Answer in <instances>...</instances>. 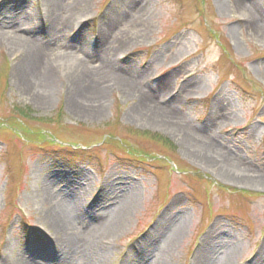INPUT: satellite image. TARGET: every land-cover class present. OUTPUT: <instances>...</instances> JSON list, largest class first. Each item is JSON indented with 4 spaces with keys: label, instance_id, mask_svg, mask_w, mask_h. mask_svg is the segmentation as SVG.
I'll list each match as a JSON object with an SVG mask.
<instances>
[{
    "label": "rangeland",
    "instance_id": "rangeland-1",
    "mask_svg": "<svg viewBox=\"0 0 264 264\" xmlns=\"http://www.w3.org/2000/svg\"><path fill=\"white\" fill-rule=\"evenodd\" d=\"M52 1L0 0L25 6L44 50L27 68L21 48L0 45V264H18L25 249L57 264L50 193L74 190L94 212L108 185L123 183L137 204L106 240L105 264H133L166 235L169 215L183 232L166 264H194L213 230L234 247L230 264H263L264 0ZM59 58L98 74L79 84ZM99 85L98 107L81 106ZM141 101L170 122L137 114ZM186 128L230 158L209 152L210 162ZM223 252L211 250L215 261Z\"/></svg>",
    "mask_w": 264,
    "mask_h": 264
},
{
    "label": "bare ground",
    "instance_id": "bare-ground-1",
    "mask_svg": "<svg viewBox=\"0 0 264 264\" xmlns=\"http://www.w3.org/2000/svg\"><path fill=\"white\" fill-rule=\"evenodd\" d=\"M4 2H0V45L3 43L8 44L10 48L14 50L21 48L26 56L25 58L28 59L26 67L32 68L30 66L31 59L35 57V55H43L44 50L39 48V46L33 42V39L31 38V29L29 27L30 25L29 23L24 22L28 15L27 12L23 11L25 6L21 3V7L13 12L8 8V4L4 7L7 8L6 10L2 8ZM52 2L57 6V3L60 2V0H54ZM249 11L253 19L254 8L249 6ZM28 18V20L34 22L31 16ZM51 32L55 33V31ZM66 58H59L57 61L62 60L68 62L70 65L68 66L69 71L73 73L76 82L79 84L84 75L98 74L97 68H90L83 64V61L86 62L84 59L75 58L70 60ZM57 61L56 63H58ZM53 62L55 63V60ZM24 75L25 77L30 76L29 78L31 79L35 78L32 69L26 70ZM46 80H48V77L45 75L42 77V82ZM79 84H77V86ZM78 88L80 90L79 95L83 98V93H81L82 89H80L81 86L79 85ZM94 88L93 91L95 93L93 92V94H96V97H91V99H89L92 100V104H88V101L85 100L84 103L80 104L81 106L92 105L98 107L100 100H102L101 94L104 89L101 88L100 85ZM77 89H75V91H77ZM81 106L80 108H82ZM136 110L139 115L144 113L147 114V120L149 121L157 120L165 122L166 124H168L167 122H170L168 121L169 116L165 115V117H163L157 113V111H151L150 106L146 104L145 101H141L139 106L136 107ZM179 122L181 124V120H179ZM189 129H185V136L190 142L193 141L191 143L199 145L201 152H206L207 155L209 152L217 155L219 153L220 157L230 158L228 154L224 153L219 147H216L212 143L211 136H208L207 133H199L198 131L197 133L196 130ZM194 140L196 142H194ZM208 158L210 162H213V158L209 157V155ZM233 161L242 166V164L238 163L236 160ZM60 177H62V175ZM108 184H110V182ZM122 185H120V187L115 184L108 185L100 198V209L98 211L94 210V212L81 211L83 200L79 197V193H75L74 190L70 191L67 188H63L62 192H59L56 196H53L51 193L49 194L48 200H50L52 205L49 210V227L50 230L55 232L54 234L56 237L58 235L62 236L61 238L57 237V239H54V242H52V247L57 258V264H105V255L108 252V243H106V240H108L110 236L116 235L119 229L123 226L129 211L137 204V201L130 193V188H122ZM52 186V182L46 183V189L51 190ZM60 194L62 197L59 196ZM76 216H81L83 220L88 222L86 230L74 226V218ZM161 219V232L166 235L162 239L157 237L159 241L157 242L156 239L155 245L152 242L150 248L145 249L140 258H137L133 264H166V253L169 255V252L174 248V245L183 232V226H179V223L174 224L173 226L171 224L172 221L170 215ZM164 229H166L165 232H163ZM220 239L221 235L217 234L216 230H213L211 232L210 240L214 243L209 247L201 249L199 257L194 264H230L236 255V252L233 246L229 247L226 242H220ZM216 246L221 250H224L222 258L217 261L214 260V256L211 254V250H215ZM224 246H226V249ZM34 251L36 250L25 249L23 252H18L16 255L17 263L38 264L34 260L37 256H43V253L38 254V252L35 253Z\"/></svg>",
    "mask_w": 264,
    "mask_h": 264
}]
</instances>
